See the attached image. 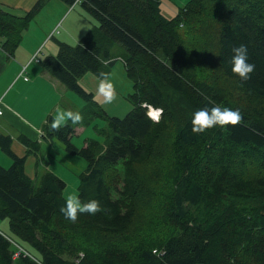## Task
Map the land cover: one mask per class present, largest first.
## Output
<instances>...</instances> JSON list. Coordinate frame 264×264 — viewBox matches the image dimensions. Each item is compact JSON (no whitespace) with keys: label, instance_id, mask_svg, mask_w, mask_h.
I'll return each instance as SVG.
<instances>
[{"label":"trees","instance_id":"obj_1","mask_svg":"<svg viewBox=\"0 0 264 264\" xmlns=\"http://www.w3.org/2000/svg\"><path fill=\"white\" fill-rule=\"evenodd\" d=\"M44 1L23 16L0 8L1 46L10 55ZM162 4L80 0L98 23L76 43L59 40L57 54L42 60L68 90L94 102V94L79 80L89 71L100 75L107 65L102 61L112 63L119 43L133 81L132 108L119 117L101 107L91 112L85 109L89 103L81 107L79 124L92 127L90 113L106 120L99 131L104 137L86 139L83 147L72 142L77 124L68 121L60 131H50L49 116L43 127L47 139L63 141L69 152L88 160L80 174L81 201L96 199L108 209L80 214L76 223L61 212L66 182L46 167L40 169V142L21 137L27 153H37L31 177L25 171L27 155L12 150L10 136H0L1 149L12 158L9 167L0 163V218L9 219L14 235L0 233V264H264V115L251 108L255 101L264 103V0H190L172 17L164 14ZM211 21L215 42L203 37ZM241 44L255 64L248 80L231 71L232 49ZM208 56L226 84L236 81L255 101L239 107L243 120L238 125L195 134V111L231 103L232 90L216 81ZM145 103L163 109L158 123L147 118ZM246 159L256 173L235 170ZM136 168L145 172L138 176ZM153 180L160 181L164 194L156 223L162 218L165 231L160 234L152 224L147 234L143 227L145 204L153 207L157 199ZM13 240L29 243L41 258L28 248L32 256L14 257L18 248ZM241 246L253 260L232 254Z\"/></svg>","mask_w":264,"mask_h":264},{"label":"rangeland","instance_id":"obj_2","mask_svg":"<svg viewBox=\"0 0 264 264\" xmlns=\"http://www.w3.org/2000/svg\"><path fill=\"white\" fill-rule=\"evenodd\" d=\"M8 6H10L11 11L16 14L25 15L28 12L32 11L36 5V3L39 0H6ZM162 9L166 16L172 17L175 14L178 13V11L182 10L190 0H162ZM239 2L240 0H235ZM255 1V0H253ZM33 19H30L29 29L32 28L40 30L41 34H48V31L52 28H56L55 32H63L66 36H68V33L71 32L75 37V40L72 43H76L79 41L87 32H89L93 26L94 23L97 21L89 15L80 5V0H76V2H70V0H46L40 4H38V9L34 11ZM98 23V22H97ZM214 24L213 22H207V25L203 28V37L205 40H212L215 42L214 36H211L210 34L213 31ZM57 35V34H56ZM50 38L47 37L46 41H48ZM189 39V46H190V40ZM45 41V42H46ZM66 42V41H64ZM69 43V42H68ZM58 52V50H55ZM112 54H114V58H112V63H107L105 66L103 72L110 73V79L112 80V83L115 86V91L117 94L116 100L111 104H104L103 103V97L97 95V86L99 82L100 75L96 74L94 72H86L79 80L80 84L89 92H92L94 94V102L93 101H87L84 98H80V95L76 92H71L66 89L61 84L56 83V97L58 98V102L65 103L68 107H72L75 109H78V106H85L89 103L87 108H91L92 111H98V109L104 108L105 111H107L112 116H119L123 117L125 116L128 111L131 109L132 104L128 100V97L134 93V87H133V81L129 78L126 72V67L124 63L123 57L126 55V50L119 44L116 43L113 47ZM29 59V56L26 55ZM207 57V56H205ZM206 59V58H205ZM208 68L209 70L213 71V76L216 79V81L219 83V85H226L229 86L232 90L231 94L228 97V100L231 102L229 107L230 109H239V107L243 106L248 107L251 105L250 98L246 95V93L239 87L238 83L234 80L231 81V83L226 84L224 81L222 74L214 68L212 57L208 56ZM206 69V68H205ZM207 70H204V73ZM7 75L2 77L0 79V86L1 82L5 79ZM51 76V75H50ZM3 87V86H2ZM1 87V88H2ZM7 90H5L4 93H6ZM71 96H75L76 100L73 99ZM55 101V99H53ZM256 104L253 105L251 108L256 107L258 111H260L264 115V103H260L255 101ZM99 105V106H98ZM92 118V122H95V124L91 126H86L84 124H77L75 126V133L72 136V142L77 147H83L86 139L90 138H96V139H102L104 136L99 131L101 130V127L105 124V119L102 117L95 118V116L91 113L89 114V119ZM54 142H44L43 146L37 149V153L39 158L41 159L42 166L40 169H44L45 167L53 172H55L58 176H60L65 182L66 187L64 190V196L68 193H73L78 195L79 192V183H80V174L86 170L88 160L83 157L80 154H73L69 152L66 148V144L59 140H53ZM4 154V153H3ZM7 158L9 160H12V158L7 154ZM247 160V164L245 166H236L235 170L241 171L242 169H245L247 174L256 173L252 169L253 163H251V160ZM0 162L5 165L6 167H9L10 165L5 161V159L0 155ZM145 167H148L145 166ZM138 172V176H140L143 171V168H136ZM28 171H31V163L28 165ZM34 176V173L32 174ZM153 183H155V193H157V199L154 202L150 204H153V207L151 205L145 204L144 207V213L143 216L146 220L144 227V233L147 234L145 229L148 231V226L152 224V227L155 229L154 233H163L164 227L163 225H160L162 222V218L159 219V224L157 223V218L161 216L159 213V208L163 202L164 194L161 191V184L160 181L153 180ZM152 195V194H150ZM154 196V195H153ZM155 196V197H156ZM157 213V214H155ZM0 232H6L13 235L11 233L9 219L8 218H0ZM69 235L74 236H82L83 238H86L83 235L77 234L76 232L68 231ZM14 236V235H13ZM127 236L131 238V240H134L136 238L131 232L127 233ZM87 239V238H86ZM126 240V239H125ZM21 245L25 249H29L30 252L34 256H39L41 258V255L37 253V251L32 247L29 243L25 241L19 240ZM124 241H121V244ZM124 251V249H123ZM232 254H237V256L241 257L245 261L253 260V256L251 253L243 246L237 247L232 250ZM252 257V258H251Z\"/></svg>","mask_w":264,"mask_h":264},{"label":"crops","instance_id":"obj_3","mask_svg":"<svg viewBox=\"0 0 264 264\" xmlns=\"http://www.w3.org/2000/svg\"><path fill=\"white\" fill-rule=\"evenodd\" d=\"M6 2V0H0V8L12 12ZM17 15L23 16L21 14ZM55 29L49 30L48 34H41L40 30L35 28L26 29L23 40L14 55H10L3 49L0 39V79L7 75L0 86V99H2L5 109L4 114L0 116V136H10L12 150L20 156L27 155L25 171L31 177H33L37 153L31 152L28 154V147L21 137L25 136L34 141H39V146L42 147L44 142L50 143L53 141L43 135V127L48 117L54 115L57 107L70 109L74 112L81 110V106L77 105L78 109H75L68 107L66 102L64 104L58 102L56 83L61 84L64 89H68L46 71L42 64V60L46 56L57 54L55 50H58L59 40L69 43L75 40L71 32L66 36L62 31L55 32ZM49 36V40L46 41ZM26 55L29 56V59ZM36 58L40 61L38 62ZM25 66L26 69H24ZM5 90H7L6 93H4ZM71 97L76 100L75 96ZM84 145H86V142ZM0 155L9 165L12 163V160H9L7 154L1 149V146ZM30 163L31 171L29 172L28 165ZM0 233L9 234L6 232Z\"/></svg>","mask_w":264,"mask_h":264},{"label":"clouds","instance_id":"obj_4","mask_svg":"<svg viewBox=\"0 0 264 264\" xmlns=\"http://www.w3.org/2000/svg\"><path fill=\"white\" fill-rule=\"evenodd\" d=\"M233 55L230 59L232 65L231 71L237 75L241 80H248L251 78V73L255 71V64L249 62V54L247 46L244 44L234 47L232 49ZM107 64L109 61H102ZM110 73H100V78L97 86V95L103 97L104 104L113 103L117 94L115 86L110 79ZM146 107V116L148 119L155 123H158L162 114V108H155L151 104H143ZM83 120V116L80 112H74L70 109H62L57 107L52 120L49 124V130L58 132L67 125L68 121H71L72 125H76ZM243 120V116L240 111L232 110L230 108H221L218 105H214L211 108L204 107L193 113L191 124L192 132L200 134L206 130L220 126L225 127L228 125L236 126ZM65 205L61 208V212L64 213L65 219L76 223L80 214L95 215L99 212H108L100 201L96 199L82 202L78 195L68 193L64 197ZM155 254V249L153 250Z\"/></svg>","mask_w":264,"mask_h":264},{"label":"built area","instance_id":"obj_5","mask_svg":"<svg viewBox=\"0 0 264 264\" xmlns=\"http://www.w3.org/2000/svg\"><path fill=\"white\" fill-rule=\"evenodd\" d=\"M36 60L39 62L40 60L38 58H36ZM26 69V66L25 68ZM4 114V106H3V102L2 99H0V116ZM13 243L16 245V247L18 248V250L15 252L14 257H19V255L21 253H24L25 255H29L32 256L23 246H21L20 244H18L17 242H15L13 240Z\"/></svg>","mask_w":264,"mask_h":264}]
</instances>
